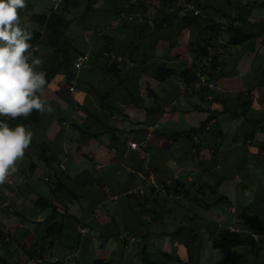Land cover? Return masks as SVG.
Here are the masks:
<instances>
[{
  "label": "crops",
  "instance_id": "obj_1",
  "mask_svg": "<svg viewBox=\"0 0 264 264\" xmlns=\"http://www.w3.org/2000/svg\"><path fill=\"white\" fill-rule=\"evenodd\" d=\"M199 1L212 6L205 12L208 17L234 21L256 36L232 43L230 35L222 34L214 41L210 57H205L198 55L193 42L205 20L195 27H183L181 33L179 24L149 28V40L143 43L148 48L144 61L140 55L134 59L124 56L112 68L113 60L103 63V58L95 56L86 72L71 65L72 82L85 77L87 83L83 90L75 85L72 96L92 113L79 109L74 100H61L59 105L50 101L54 111L43 120L53 163L47 165L42 159L49 179L42 177L34 184L27 181L22 187V201L28 203L21 213L15 210L20 218L14 215L13 220L19 222L5 225L0 219L2 228L14 236L0 239V257L7 259L1 264H16L12 256L17 250L21 251V264H49L46 260L92 264L97 258L111 260V264H143L144 247L155 264H162V251L187 257L200 241L198 264H215L221 252L213 246L212 232L224 226L245 229L239 217L243 209L258 214L264 211V32H260L264 0ZM238 6L245 7L238 10ZM127 28L121 25L112 32L118 40L115 43L119 42L116 50L126 55L125 40L131 36ZM133 35L137 37L138 32ZM103 41L95 43L91 51L102 50ZM212 55L214 62L210 68L206 66L208 74L219 84L217 92L228 104L218 115L226 132L223 138L216 137L210 126L190 131L212 108H220L205 90L184 81L190 79L189 68L209 64ZM163 64L176 71L169 72ZM240 92L244 94L241 99ZM87 94L95 98L92 107L84 103ZM246 94L249 101L243 105ZM79 115L83 121L78 123L87 130L83 135L74 125ZM72 117L76 120L71 122L73 131L68 132L64 123ZM226 123L229 129L224 128ZM29 128L43 131L40 125ZM177 131L180 133L170 136ZM56 133L58 143L53 144ZM131 141L138 145L132 146ZM27 168L29 164L18 165L17 170L25 181L35 172ZM50 179L54 184L46 183ZM152 179L163 187L156 188ZM173 181L180 189L171 185ZM41 196L53 201L54 215L51 206L44 207L37 200ZM4 203L9 211L8 202ZM49 215L52 221L61 222L56 224V234L47 233L52 222ZM173 231L178 232L173 235ZM255 236L261 247L257 253L247 250L246 264H264V234ZM36 241L43 257L30 256Z\"/></svg>",
  "mask_w": 264,
  "mask_h": 264
},
{
  "label": "trees",
  "instance_id": "obj_2",
  "mask_svg": "<svg viewBox=\"0 0 264 264\" xmlns=\"http://www.w3.org/2000/svg\"><path fill=\"white\" fill-rule=\"evenodd\" d=\"M190 1L192 3L197 4V6L201 9L202 13L200 14H194L191 11H187L186 13L183 12L184 8V2L185 0H60L56 4V8H53L50 12H34L29 13V21L27 22H21V25H27L28 30H30L33 33V37L31 40V43L34 45L33 48V54L38 57V52L40 51V45L43 43L45 44L46 51L44 52V56L41 57L44 59L45 63L43 64V69L47 72V81L52 82L55 84L56 88H53L52 85H50L51 88H53L54 91L57 93H60L61 99L65 100L66 102H71L75 98L72 96L71 86L77 87L79 90H83L87 88V83L84 78H81V80H76L75 84L72 82V75L70 72L71 65H75V60H77L82 55H87L84 50L78 47L76 43L74 42V37H71L70 32L68 31L70 29L71 25V18H69V13L75 12L77 14L78 22L82 24V18H85V15L89 14H96L99 18L101 16L102 19L105 20V24L109 23V20L116 19L120 22L121 25L128 26L127 32L131 34L129 39L125 40L128 45V54L124 52H120V50H116L118 43V40L114 37V33L112 34H101L100 39H102L103 49L101 50H94L88 52L87 60L84 61V63L77 69L84 70L86 72L88 70V63L92 61L93 57L99 56L100 59H104V62L111 61L109 64V67L116 66L118 67V64L123 61V59L127 56L128 58L131 57L134 59L136 58V55L142 56V61L145 60L144 52L148 48H143V43H147L149 39L147 36L149 35V31L147 29L152 28H161L165 29L166 26H173L176 24H179L180 29L178 30V33H181L183 27L186 26H196V22H201L205 20V24L202 25L199 28V33L197 36L196 41H193L196 45L195 50L198 52V55L201 56L202 54L205 57H210L211 53L210 50H212V47L214 46V41L218 39L219 36L222 34H228L230 35L229 41L232 43H240L247 39L254 38L257 33L255 32H247L242 27H240V24L232 21V22H224L221 19L211 18L208 17L205 13L209 7H212L209 4H203L199 0H186ZM254 2V1H253ZM27 7H36V4L30 3L29 0H26ZM236 6V5H235ZM244 8L243 6H238V10ZM152 8V10H151ZM250 7H246L247 10H249ZM218 10V9H217ZM23 15H27L26 11L18 10ZM136 11L141 12L143 15L141 17H134L133 14ZM220 11V10H218ZM32 12V11H31ZM222 14H224L222 11H220ZM128 14V15H127ZM20 15V18L21 16ZM127 15V17H126ZM225 15V14H224ZM28 16V15H27ZM126 17V18H125ZM232 19H239L232 18ZM35 23V25L33 24ZM107 22V23H106ZM122 22V23H121ZM125 22H128L129 24H125ZM134 31L138 32V38L136 35L134 36ZM264 32V25H262L261 31ZM133 33V34H132ZM136 41H139L138 44H136ZM171 44L174 45V42L171 41ZM38 49V50H36ZM146 53V52H145ZM120 54L122 55L121 59H118ZM143 54V55H142ZM125 56V57H124ZM203 58V57H202ZM214 57L211 56L209 60V64L203 63L201 68L199 69H191L189 68L187 70L188 74L190 75L189 80H184L186 84H195L196 81L199 78L198 72H201L206 77H208L210 80H213L208 73L211 74L210 64L212 65ZM74 60V61H73ZM101 64V62H100ZM86 65V66H85ZM83 66H85L83 68ZM164 69H167L169 72L176 71L173 68L168 67L167 65H162ZM107 67V66H106ZM83 68V69H82ZM111 68V69H112ZM107 69V68H106ZM108 70V69H107ZM60 72H66L67 80L62 84L61 81H57L56 79L58 75H60ZM185 72H180L181 75H184ZM55 82V83H54ZM47 84V85H48ZM75 88V87H74ZM201 90H205L206 96L211 98L212 101H218L220 104V108L214 109L212 108L211 112L207 115L205 119L202 120V122L197 127L191 128V133L196 130H202L206 126H210L213 130L216 137H225L226 132H224L223 128L221 127L220 121L218 119V115L225 111L226 108H228V104L226 101H224V97L221 92H217V90H211L206 86L200 87ZM100 98L102 95H98ZM240 96H244L243 92H240ZM246 98L244 102L249 101V94H246ZM102 99V98H101ZM106 99V98H104ZM48 101H52L47 99ZM76 101L77 105L79 106V109H85L86 111L91 112L90 109L87 107H84L83 101L80 99L74 100ZM246 102V103H247ZM103 103V102H102ZM59 108V106L57 107ZM246 111V110H245ZM244 112V111H243ZM47 115L41 114L39 112L33 111V113L27 117L26 119L23 117L17 118V119H10L7 117H0V120L7 121L10 126L15 127L17 124H24V125H40L43 129L46 127L47 122L43 120V118ZM32 125L28 127H32ZM74 125L80 128V131L82 132V135L86 133V128L82 126L81 123L74 122ZM180 132H174L170 134V136L174 137ZM95 135H98L96 133ZM41 139V138H40ZM47 143L44 141V138L40 140V142H37V137H33L29 147L25 150V155L29 157L30 163H29V170L34 171L36 168V161L31 155V152L34 148H36V155L45 161L47 165H51L53 162L52 157L49 154V150L47 148ZM196 149L198 148V144L195 145ZM264 147V145L262 146ZM33 148V149H32ZM31 149V150H30ZM32 173V172H31ZM58 185V184H57ZM171 185L175 186L176 189L179 188L178 183L171 182ZM55 188H52V191ZM37 200H42L41 202L46 206H51L53 215L56 213V207L53 203V201L47 199L45 200L44 197H40ZM36 200V201H37ZM52 215V214H51ZM49 215L48 219H52V216ZM239 217L244 221L245 229H236L231 228L229 226L220 227L217 230L212 232V243L215 248H217L221 252L220 258L215 262V264H246L248 259V251L247 252H240L237 250V247L244 246L246 249H249L250 251H254L255 253L258 252V249L260 246L259 239L256 238V234H264V217L261 216L258 213L248 211L246 209H243L239 213ZM52 221V220H51ZM50 221V222H51ZM49 223V222H48ZM56 224H60L57 221H52L51 224L48 226L47 233L49 235L56 234ZM63 225V224H62ZM64 227V226H63ZM176 232L173 231V235H176ZM14 237L12 235V231H9L2 228L0 224V239L3 241H7V239H10ZM80 237V235H79ZM53 241V240H52ZM51 241V242H52ZM80 242V239H79ZM201 241L199 244L201 245ZM198 244V245H199ZM198 245H195V250L197 251ZM19 246H23L21 242H19ZM41 248V244H39L37 241L34 243V245L31 247L33 248V251L35 252H29L31 257H43L44 255L39 251V247ZM142 262L143 264H155L154 260L150 256V252L146 247L142 250ZM191 252L189 256L184 257L180 254L174 255L170 251H162V254L164 255V262L166 264H196L194 261ZM3 260L6 261L7 259L5 257H0V264L3 263ZM45 261V260H44ZM46 262L49 264H59L58 261L52 262L51 260H46ZM44 262V263H46ZM199 262V261H198ZM5 263V262H4ZM7 263V262H6ZM111 260H105L102 258L95 259L92 264H111ZM198 264V263H197Z\"/></svg>",
  "mask_w": 264,
  "mask_h": 264
},
{
  "label": "clouds",
  "instance_id": "obj_3",
  "mask_svg": "<svg viewBox=\"0 0 264 264\" xmlns=\"http://www.w3.org/2000/svg\"><path fill=\"white\" fill-rule=\"evenodd\" d=\"M25 8L26 0H0V117L13 120L26 119L33 111H54L52 104L42 99L48 83L42 67L45 61L33 54V33L21 25L18 10ZM33 136L27 125L13 127L0 120V185L18 170Z\"/></svg>",
  "mask_w": 264,
  "mask_h": 264
},
{
  "label": "rangeland",
  "instance_id": "obj_4",
  "mask_svg": "<svg viewBox=\"0 0 264 264\" xmlns=\"http://www.w3.org/2000/svg\"><path fill=\"white\" fill-rule=\"evenodd\" d=\"M29 1L32 4H36V7L25 8L24 11H26V14L28 16L27 15L25 16V15H23V13H21L20 15H23V16H21V22L29 21V13L50 12L53 8H56V4L60 0H29ZM234 1H236V0H234ZM151 10H152V8H151ZM130 14H133L134 17H138V18L143 15L139 11H136L135 13H130ZM68 15H69V18H71V25H70V29L68 31L70 32L71 37H74V42L76 44H78V47L81 48L82 50L84 49L85 52H89L91 50V48L93 46H95V43H97L100 40L101 34L107 33V34L113 35L112 32L114 30H120L121 29V25H120L119 21L117 22L116 19L109 20L110 23L106 22L107 24L104 25L105 21H103L101 16H99V18H98V16L96 14H89L88 13L87 15H85V18H82L83 22L81 24L80 22H78L77 18L79 19V17H77V14L75 12H72V13L70 12ZM127 15H126V17H127ZM35 23L33 22L34 25H35ZM125 24H129V23L125 22ZM45 47L46 46L43 43L40 45V51L38 52V57L44 56V52L46 51ZM91 63H92V61H90L88 63V65L90 66ZM85 66H83V68ZM68 76L69 75H65L64 77H61L59 75V76H57L58 79H56V80L61 81L63 84L65 82V80H67ZM73 84H75V83H73ZM50 85H52L53 88H56L55 84H53L52 82H49V84L45 86L44 96L42 97V99L52 100L56 103V105H59L60 101L62 99H58V97H59L57 95L58 93L54 92L53 88H51ZM75 91H76V87H75L73 92H75ZM87 95L84 98V103L86 106L90 105V107H92V105L94 104L95 98L91 95H88V96ZM53 98H56V99H53ZM48 102L50 103V101H48ZM53 105L54 104H52V106ZM74 119L75 118L72 117L70 120H66V123H64L68 127L67 128L69 130L68 132L73 131V127H72L71 122ZM76 121L77 122L83 121L82 118L80 117V115L78 117V120H76ZM224 128L229 129V125L227 123L224 124ZM43 131L39 130V128L33 131L34 135L37 136V142H40V140H42V138H44L45 142L48 140V138L45 134L46 130L43 129ZM38 134H39V136H38ZM41 135H42V137H41ZM68 136H72V134L71 133L69 135L67 134V137ZM56 142L58 143L57 133L55 136V143H53V144H56ZM35 151H36V148L33 149V151L31 152V155H35ZM34 159L36 161V168H35V172L33 173L34 175L36 174L35 176L30 175L29 176L30 179L25 181V179L22 178V174H19V172L16 171L15 173L9 175L7 181L3 185H0V219H2V221H3L2 224L10 225L12 223H16V222L20 221V219H19V221L18 220L14 221L13 216L16 215L20 218V213L22 212V210L24 208H26V204L28 203L26 199L24 201H22L23 200L22 199L23 198L22 187L24 185H27V181L28 182L30 181L31 183L33 182L32 184H34V181L36 182L37 180H42V177H45L46 178L45 180L49 179V176H46V175H48L47 172L49 170L46 169L44 161L42 159H40L37 155H35ZM29 163H30L29 157L24 155L23 160L21 162H19V165H20V167L21 166H28ZM26 170H29V168H27ZM50 181H51V183L53 182V184H54V181H52V179H50L49 181H46V183L49 184ZM46 183H44V184L46 185ZM4 201L8 202L10 212L7 211V209L5 208L6 203H4ZM23 203L24 204L26 203V204L24 205ZM16 209L20 210L19 215L17 214L18 212L16 213V211H15ZM6 212H9V213H6ZM258 212L262 216H264V211L259 210ZM5 228H7V227H5ZM10 228H11V226H10ZM175 247H176V245H175ZM237 250L240 252H247L248 249H246L244 246H239V247H237ZM198 255H199V251L194 250L192 253V256L195 259L194 262L196 264L201 259ZM18 256H20V258H18ZM114 257H116V256L114 255ZM249 257L251 258V255ZM13 259L16 260V264H17L18 260L21 259V251L18 252V250H17L16 255L12 256V260ZM18 264H21V262H18ZM162 264H166V263H162ZM247 264H249V263H247Z\"/></svg>",
  "mask_w": 264,
  "mask_h": 264
},
{
  "label": "built area",
  "instance_id": "obj_5",
  "mask_svg": "<svg viewBox=\"0 0 264 264\" xmlns=\"http://www.w3.org/2000/svg\"><path fill=\"white\" fill-rule=\"evenodd\" d=\"M182 1V0H181ZM184 4V8H183V12L186 13L188 10L191 11L194 14H200L202 13L201 9L197 6V4L192 3L190 1H186L183 3ZM88 55H82L80 56L76 61H75V65L80 67L85 60H87ZM199 78L195 83V86L198 87H202V86H206L211 90H217L219 88V84L215 81V80H210L208 77H206L204 74H202L201 72H198ZM74 87L71 86V89H73ZM132 146L136 147L138 145V143L136 141H131L130 142ZM151 183L156 187V188H162L163 184L158 183L156 180L152 179Z\"/></svg>",
  "mask_w": 264,
  "mask_h": 264
}]
</instances>
